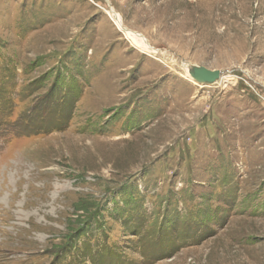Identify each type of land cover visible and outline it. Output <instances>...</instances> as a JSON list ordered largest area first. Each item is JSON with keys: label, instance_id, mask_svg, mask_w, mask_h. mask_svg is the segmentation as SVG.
Segmentation results:
<instances>
[{"label": "rangeland", "instance_id": "374dc122", "mask_svg": "<svg viewBox=\"0 0 264 264\" xmlns=\"http://www.w3.org/2000/svg\"><path fill=\"white\" fill-rule=\"evenodd\" d=\"M263 2L0 0V264H264Z\"/></svg>", "mask_w": 264, "mask_h": 264}, {"label": "bare ground", "instance_id": "6f19581e", "mask_svg": "<svg viewBox=\"0 0 264 264\" xmlns=\"http://www.w3.org/2000/svg\"><path fill=\"white\" fill-rule=\"evenodd\" d=\"M106 1L108 2L109 0H106ZM193 1L195 2V6L194 7L191 6L190 12H188L189 16L191 18H193L192 23H194V25H197L198 23L203 22L204 25L206 24L207 27H212V26H217L219 24V22H222L223 20H225L228 17H234V14H233L234 8L239 6L241 1H243L245 4V2H247L249 0H193ZM243 5H241V6H243ZM111 9L112 10H110L109 15L112 18V20L114 21V23L116 24V26L118 27V29L124 34L125 38L130 41L131 45L133 47L139 49V51L142 54H150V55L155 57L156 61L161 60L162 62H165L166 64H173V63L180 61L177 58H175L172 53L163 52V51H159V50L152 48L150 46L148 39L144 35L125 27L121 16L116 11L113 10L114 8H111ZM250 11H251V9H250ZM246 12H248V11H246ZM259 13L264 15V2L262 4V6L256 11V15H258ZM253 16H254V14H253ZM191 18H190V21H191ZM244 18H245V16H244ZM239 21H241V20H239ZM237 28H238V25H237ZM251 29H252V27H251ZM233 46L235 47V45H233ZM229 49H231V48H229ZM180 64L183 66H187V63H185L183 61ZM198 69H199V67H197V66H190L188 68V72L190 75H192V73H194ZM198 83L199 84H206V85H213V84H210V83L204 82V81L198 82ZM225 84L226 83H224L223 79L218 80V85L222 86ZM262 262H264V258H263ZM237 264H243V263L241 261H238Z\"/></svg>", "mask_w": 264, "mask_h": 264}, {"label": "water", "instance_id": "95a60500", "mask_svg": "<svg viewBox=\"0 0 264 264\" xmlns=\"http://www.w3.org/2000/svg\"><path fill=\"white\" fill-rule=\"evenodd\" d=\"M191 65L187 64V67L189 68ZM192 77L197 82H208L210 84H213L216 82L219 78V73L217 71H209L206 69L199 68L194 73H192Z\"/></svg>", "mask_w": 264, "mask_h": 264}, {"label": "built area", "instance_id": "2783aa9c", "mask_svg": "<svg viewBox=\"0 0 264 264\" xmlns=\"http://www.w3.org/2000/svg\"><path fill=\"white\" fill-rule=\"evenodd\" d=\"M108 15H109V13H108ZM109 17H110V15H109ZM110 19H111V17H110ZM112 20V19H111ZM112 22L114 23V21L112 20Z\"/></svg>", "mask_w": 264, "mask_h": 264}]
</instances>
